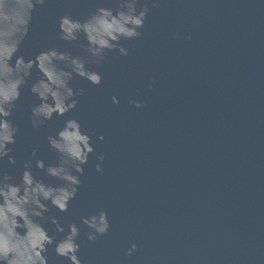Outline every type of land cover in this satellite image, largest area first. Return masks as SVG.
Listing matches in <instances>:
<instances>
[{
  "label": "water",
  "instance_id": "obj_1",
  "mask_svg": "<svg viewBox=\"0 0 264 264\" xmlns=\"http://www.w3.org/2000/svg\"><path fill=\"white\" fill-rule=\"evenodd\" d=\"M145 2L142 37L121 41L129 55L108 53L100 65L87 66L102 76L99 86L74 76L71 86L85 89L77 108L35 129L30 108L40 101L30 87L41 73L33 68L11 117L20 127L9 145L17 164L0 166L19 182L34 147L36 159L55 164L47 136L75 118L95 151L68 211L46 202V215L66 230L78 225L82 264H264V0ZM117 6L118 0H48L33 13L16 56L27 60L49 47L86 55L58 38L60 16L83 20L97 7ZM80 38L86 45L83 33ZM130 99L146 106L135 108ZM100 153L102 173L95 170ZM33 174L62 183L35 167ZM101 209L110 229L90 243L80 218ZM42 224L57 240L63 235L50 221ZM132 243L138 248L128 257ZM54 247L44 253L48 264H70Z\"/></svg>",
  "mask_w": 264,
  "mask_h": 264
},
{
  "label": "clouds",
  "instance_id": "obj_2",
  "mask_svg": "<svg viewBox=\"0 0 264 264\" xmlns=\"http://www.w3.org/2000/svg\"><path fill=\"white\" fill-rule=\"evenodd\" d=\"M47 2L0 0V165L5 160L8 165L17 164L14 148L9 145L16 144L20 127L11 117L19 107L20 89L28 84L33 68L41 73L30 87L31 93L40 101L30 108L29 119L35 129L44 127L54 114L63 117L77 108L78 97L84 95L85 89L71 86L74 76L88 80L93 86L102 83V76L87 66L100 65L108 53L128 56L129 49L121 41L142 37L140 29L144 27L149 12L148 2L141 5V0H118L115 9L97 7L83 20L65 13L59 18L58 38L80 47L86 55L73 56L68 51L49 47L27 60L22 55L16 56L31 30L33 13L38 7H45ZM156 6L158 0H151V7ZM81 33L86 45L80 42ZM174 38H180V34H174ZM186 39L190 40L191 36ZM154 84L155 81H150L147 87L152 89ZM111 100L119 104L115 95ZM128 103L138 109L146 106L136 99H130ZM98 139L103 141L105 137L100 135ZM47 142L58 154L55 164L46 165L43 159H36L38 148L34 147L29 158L21 163L19 182L9 170L0 166V264H48L44 253L50 245L55 246L58 257L70 264H82L78 257L81 245L77 243L80 228L73 222L67 225L66 230L56 216L46 215L50 211L46 202L61 213L68 211L69 202L76 198L82 184L83 166L95 149L91 137L82 131L81 123L75 118L65 120L55 135L47 136ZM96 159L99 162L95 164V170L102 173L105 155L100 153ZM33 167L62 183L56 186L46 184L33 174ZM42 221H50L55 232L63 234L61 238L57 240L50 236ZM80 223L87 227L84 236L90 243L106 235L110 229L108 213L103 209L81 217ZM18 229L25 231L21 234ZM137 248V244L132 243L126 256L131 257Z\"/></svg>",
  "mask_w": 264,
  "mask_h": 264
}]
</instances>
